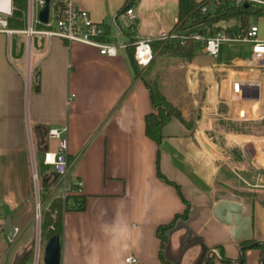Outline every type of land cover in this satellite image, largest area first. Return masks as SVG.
I'll use <instances>...</instances> for the list:
<instances>
[{"label":"crops","instance_id":"0c3cea01","mask_svg":"<svg viewBox=\"0 0 264 264\" xmlns=\"http://www.w3.org/2000/svg\"><path fill=\"white\" fill-rule=\"evenodd\" d=\"M75 1L96 23L109 27L107 40L117 44L173 30L179 15L178 0H138L131 4L136 19L124 12L122 26L118 14L127 0ZM250 25H257L264 39L260 25ZM34 40L33 53L25 55L24 43L19 56L24 71L18 67L22 72L17 74L13 65L5 66L9 75L0 72V264H33L38 236L44 256L41 219L39 230L33 223L37 200L29 135L43 161L44 151L58 146L47 131L64 127L69 179L81 186L65 198L60 188L51 192L50 200L59 197L69 205L63 212L61 264H128L129 255L137 258L133 264H206L209 256L219 262L221 250L228 264H264L263 245L248 247L264 242L259 200L264 195V72L252 60L251 48L248 56L225 63L209 60L202 48L190 62L172 60L185 69L183 82L193 84L185 94L176 85L160 87L186 122L169 120L157 143L146 134V115L155 112L150 90L135 73L128 48L109 56L95 46L58 37H44L38 46ZM10 56H16L12 40ZM27 59L37 71L31 90L24 92ZM239 66L245 73L248 66L250 76L237 81L238 89L225 91L227 78L216 73ZM204 82L207 97L200 103ZM71 93L75 97L68 104ZM251 123L256 130H247ZM43 162L42 176L53 175ZM75 198L82 208L74 207L80 205ZM50 200L40 203L47 206ZM218 205L225 214L221 221L215 214ZM8 217L18 228L13 240L25 241L12 255L13 240L5 230ZM31 224L34 235L27 237ZM245 240L253 242L244 245L241 263L239 243Z\"/></svg>","mask_w":264,"mask_h":264},{"label":"built area","instance_id":"2783aa9c","mask_svg":"<svg viewBox=\"0 0 264 264\" xmlns=\"http://www.w3.org/2000/svg\"><path fill=\"white\" fill-rule=\"evenodd\" d=\"M200 4L203 14L209 12L210 8L223 6H235L237 8L264 10V0H196ZM46 4L45 0H26V9L24 11L25 26L22 29H12L9 27V19L14 16V0H0V33L12 36L20 33L26 37L25 51L33 49L34 36L42 35L49 41L53 37H58L67 42H81L99 49L101 54L115 56L119 48H127L128 45L134 47V59L141 67H147L154 59L155 53L153 44L155 42H173L179 41L184 44L190 40L200 42L202 49L212 57H218L221 46L224 42H242L250 43L252 50V60H257L258 65L264 72V39L258 35V26L250 25L244 32L230 34L224 30L211 31L209 24L197 25L195 29L179 31L173 29L162 31L157 36H146L126 43H113L107 40V33L102 23L94 21L89 11L76 3L75 0H50L49 19L47 23L39 20V13ZM126 15L134 20L136 19L135 10L132 6L126 10ZM39 26H45L41 28ZM31 75V73H30ZM31 83V77H29ZM75 97L71 93L67 103ZM48 136L58 141L55 150L46 149L43 154V163L53 168L57 176V182L53 189L60 188L65 198L71 190L80 189L81 182H72L69 179V159L68 149V130L66 127L49 129ZM37 179V174L34 175ZM36 196V218L41 219V203L39 186L35 190ZM18 228H15V232ZM211 255V254H210ZM218 256V254H216ZM128 264L137 262V258L129 255L125 258ZM33 264H45L42 255V241L37 237L33 248Z\"/></svg>","mask_w":264,"mask_h":264},{"label":"trees","instance_id":"16d2710c","mask_svg":"<svg viewBox=\"0 0 264 264\" xmlns=\"http://www.w3.org/2000/svg\"><path fill=\"white\" fill-rule=\"evenodd\" d=\"M136 1L138 0H127L122 9L119 11V14L126 12L128 7H130L131 4ZM178 1L179 15L176 28H178L179 31H187V29L193 30L197 25L209 24L212 32L224 30L234 35L246 31L249 27L248 18L251 13L249 9L236 11L235 6L226 5L218 8H210L209 12L203 14L200 9V4L196 0ZM14 6V16L9 19V27L12 29H22L25 26L23 16L26 9V0H14ZM255 13H257L259 16L264 15V12L261 10H257ZM238 18L240 19L239 24H229V22H231L233 19L235 21L239 20ZM104 27L106 33L109 34V27L106 25H104ZM23 43L24 42L21 39H19V41H12V51L16 57L21 56L23 51ZM127 48L129 49L130 60L133 64L135 73L143 79L144 83L149 88L151 101L155 107V112H151L146 115V134L151 139H154L157 143H160L163 138L162 128L167 122H169V120L172 118H178L183 122H186V120L183 117L179 107L166 97L165 93L162 91L163 89H161L160 85L158 84L159 82H157L156 79L153 81L148 78L147 74L149 72L144 70L145 68L152 67V65L154 66V61L156 59L155 57L157 55L184 59L190 62L194 59L197 49L202 48V44L192 40L184 44L180 43L179 41L155 42V44H153V50L156 55L147 67H141L136 63L133 55L134 47L132 45H128ZM33 85L34 83H32V86ZM56 182L57 176L55 172H53V175L42 176L40 184L41 203H45L50 200L51 192ZM259 200L264 206V195ZM75 202L80 203V205L74 207L79 209L82 208L81 200L75 198ZM67 209H69L68 200L63 202L59 197L51 199L49 204L44 207L41 214L42 223L40 225L41 237H43L42 239L46 241L56 234L61 236L63 231V212ZM172 225L173 223H170L161 229L165 230V228H170ZM251 242H253V240H245L239 244L242 247L244 245H248ZM31 253L32 251L30 250L25 254L24 262L30 258ZM220 254L221 260L219 262L211 259L208 264H228V261L226 258H224L222 250L220 251ZM242 255L244 258V249L242 251Z\"/></svg>","mask_w":264,"mask_h":264},{"label":"rangeland","instance_id":"374dc122","mask_svg":"<svg viewBox=\"0 0 264 264\" xmlns=\"http://www.w3.org/2000/svg\"><path fill=\"white\" fill-rule=\"evenodd\" d=\"M236 11L239 10H244L245 8H235ZM251 11L250 16L248 18V22L250 24H259L260 25V29H261V33L264 32V19L259 20V15H257V13H255V8L253 9H249ZM118 14V13H117ZM108 15V20L110 22V24L112 25L113 29H116L117 24L113 21V18L110 14ZM119 16V25L123 26V22H126L125 20H127L124 16L123 13L118 14ZM261 17H264V15H262ZM239 19V18H238ZM239 20L235 21L234 19L229 22V24H233L237 23L239 24ZM41 28H46L45 26H39ZM177 30H179L178 28H175ZM19 39L23 40V42L26 44V37L23 34H14L12 36L6 35L4 33H0V72L2 74V76H6L9 75L7 69H5V66H8L9 68H13V65L15 66V71H20L19 68L21 70H23V67H21L20 62L22 61H18L20 58L19 56L16 58V56L11 57L10 56V50H11V40H17L19 41ZM34 46H38L39 44H42L44 42V36L42 35H36L34 37ZM23 43V44H24ZM250 48L251 45L250 43H242V42H224L221 46L220 49V53L218 55V57H212V56H208V55H204L206 58H208L209 60L218 62V63H225V62H231L233 60V58H235L236 56H248L250 54ZM32 51H30L29 53H31ZM25 55H28V53L25 51ZM33 53V52H32ZM23 55V52H22ZM22 55L20 57H22ZM156 55V54H155ZM155 61H154V66L152 65V67H148L145 68L144 71L149 72L147 74L148 78H150L151 80H155L157 82H159L158 84L160 85V87H163L164 89V84L166 83L167 85H176L177 89L180 91L181 94H185L184 91L189 90V86L193 84V81L190 80L187 81V83L183 82L182 78L185 79V75H184V70L183 67H181V63L178 64L177 62L174 61H181V59L179 58H171V57H167V56H161V55H157L155 57ZM24 59V57H23ZM172 60H174L172 62ZM184 60V59H182ZM27 59V61L25 62V67L27 69L26 72H24L22 74V86L24 89V92H29L31 90V86L33 83V74L37 71V67L35 65V63L33 61ZM186 61V60H185ZM171 62V63H170ZM12 64V65H11ZM19 67V68H18ZM243 66H239V68H229V69H222L221 71L219 70L216 75L218 76L219 79H222V77L224 76L225 78H227L224 81L226 90L227 89L229 91H231V89L234 86V89H238L237 84L239 80L241 79H247L250 75V70L248 68V66H245V71L249 74L248 76L246 75L247 73L243 72L242 69ZM30 68V69H29ZM9 70V69H8ZM152 70V71H151ZM16 71V72H17ZM24 71V70H23ZM240 71H242L243 73H240ZM22 72V71H20ZM152 72V73H151ZM19 72H17L18 74ZM31 73V75H30ZM159 74V75H157ZM16 75V74H14ZM161 75V78H159V76ZM183 76V77H181ZM29 77H31V83H29ZM21 78V75H20ZM181 78V79H180ZM171 81V82H170ZM174 81H176L177 83H175ZM203 85L200 84V91H199V102L202 103L201 101H204L205 103V98L207 97V86L206 83H202ZM236 84V85H235ZM162 85V86H161ZM191 88V86H190ZM233 90V89H232ZM232 92V91H231ZM184 96V95H183ZM26 98V97H25ZM243 98V97H242ZM241 98V99H242ZM27 102V99H26ZM254 104V102H253ZM201 105V104H200ZM3 123H0V127L2 126ZM256 130V126L254 123H251L247 126V130ZM0 137H2V131L0 129ZM29 144H30V150H29V159H30V166H31V182H32V190H35L38 188L39 186V190H40V184H41V178H42V171L44 169V166L42 164L43 161H41L40 158V154L36 152V148L34 147V141H32L31 138V134L29 135ZM36 158V160H35ZM36 166V168H35ZM37 169V172H36ZM37 174V179H35L34 175ZM44 175V174H43ZM45 175H51L49 174H45ZM59 190V189H58ZM261 195V194H260ZM263 196V195H262ZM35 205V204H34ZM44 207H46V205L41 204V214H42V210L44 209ZM33 220L35 223L36 221V228L39 230V222L37 221L36 218V208H34V215H33ZM33 228L34 225H30L27 228V237L30 235H34L33 233ZM41 233V229L39 230ZM25 241L24 240H18L15 239L13 241H11V253L10 255H12V253H16V251H19L21 246L23 245Z\"/></svg>","mask_w":264,"mask_h":264},{"label":"water","instance_id":"95a60500","mask_svg":"<svg viewBox=\"0 0 264 264\" xmlns=\"http://www.w3.org/2000/svg\"><path fill=\"white\" fill-rule=\"evenodd\" d=\"M45 1H46V4H45L44 8L39 13V20L43 23L48 22L49 10H50V8H49L50 0H45ZM215 214L220 219V221L222 218L225 217V214L223 213V209L219 205L216 206V208H215ZM5 230H6V233L9 237V239L13 240V237L15 235V227H14V224H13L11 217L7 218ZM60 238H61V236L59 234H56V235H54L51 238L46 240L45 246H44V253H43L44 254L43 259H44L45 264H61L62 241ZM259 244L263 245V253H262V259H261V261H263L264 260V242L256 241V242L249 244L248 247L251 248V247H253L255 245H259ZM245 247L246 246H242L240 248V259H241L240 262L241 263L243 262V255L241 252L243 251V249ZM212 253L216 254V252H214V251ZM208 258L209 259L207 260L206 264L209 263L210 256Z\"/></svg>","mask_w":264,"mask_h":264},{"label":"bare ground","instance_id":"6f19581e","mask_svg":"<svg viewBox=\"0 0 264 264\" xmlns=\"http://www.w3.org/2000/svg\"><path fill=\"white\" fill-rule=\"evenodd\" d=\"M211 93H212V97H213V100H214V94H215V93H214V91H212Z\"/></svg>","mask_w":264,"mask_h":264}]
</instances>
